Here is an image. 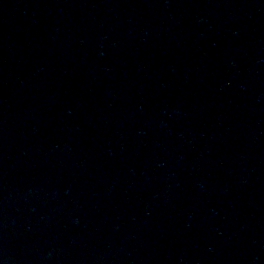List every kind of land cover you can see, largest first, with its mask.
<instances>
[{"label":"water","instance_id":"obj_1","mask_svg":"<svg viewBox=\"0 0 264 264\" xmlns=\"http://www.w3.org/2000/svg\"><path fill=\"white\" fill-rule=\"evenodd\" d=\"M0 264H264V0H0Z\"/></svg>","mask_w":264,"mask_h":264}]
</instances>
